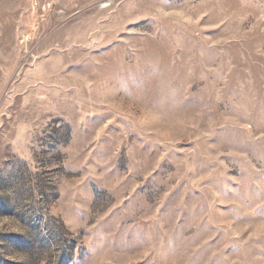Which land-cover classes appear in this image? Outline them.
<instances>
[{"label":"rangeland","instance_id":"obj_1","mask_svg":"<svg viewBox=\"0 0 264 264\" xmlns=\"http://www.w3.org/2000/svg\"><path fill=\"white\" fill-rule=\"evenodd\" d=\"M0 264H264V0H0Z\"/></svg>","mask_w":264,"mask_h":264}]
</instances>
